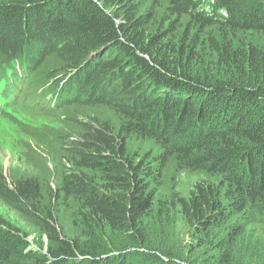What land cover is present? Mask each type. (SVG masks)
I'll return each mask as SVG.
<instances>
[{
	"label": "trees",
	"instance_id": "trees-1",
	"mask_svg": "<svg viewBox=\"0 0 264 264\" xmlns=\"http://www.w3.org/2000/svg\"><path fill=\"white\" fill-rule=\"evenodd\" d=\"M16 106L60 127L20 125L0 264H264V0L4 1L0 117ZM184 175L189 198L159 199Z\"/></svg>",
	"mask_w": 264,
	"mask_h": 264
},
{
	"label": "rangeland",
	"instance_id": "rangeland-1",
	"mask_svg": "<svg viewBox=\"0 0 264 264\" xmlns=\"http://www.w3.org/2000/svg\"><path fill=\"white\" fill-rule=\"evenodd\" d=\"M4 1L7 0H0V5ZM9 112L12 114L9 118L0 117V171H3L7 175L14 172L16 173L17 171L23 174L24 171H31L28 169L26 159L23 156L25 152L24 145L30 143L35 144V140L26 135L20 128V125L30 129L35 128L41 132L51 128H58L60 127V124L57 118L52 115L47 116L36 111L27 110L21 106L9 109ZM201 180L202 178L197 177L196 175H184L176 181L177 183L174 191H171V189L165 191L161 190L159 193V199L168 200L174 196V194H177V196L182 198H189L191 191ZM0 217L6 222L10 221L13 224H16L15 217L10 215L1 204ZM175 220L176 218L166 219V222H163L164 227L162 229H157L159 232H162L163 230L167 231L166 236L170 237V243L168 244L171 245V247H173L174 243L172 239L174 238L168 232H173V227L171 225H174ZM177 226L179 228V224ZM257 226L258 225L254 224L249 228V233L255 238L264 235V231L253 229L257 228ZM180 228H182V225ZM24 232L29 234L31 242H38L43 249H48L49 244L46 239H41V237L35 234L31 229H25ZM66 233L67 235H74L72 228L69 226L66 227ZM184 234L185 235L182 237L185 238L186 241L190 240L187 237L186 232H184Z\"/></svg>",
	"mask_w": 264,
	"mask_h": 264
},
{
	"label": "clouds",
	"instance_id": "clouds-1",
	"mask_svg": "<svg viewBox=\"0 0 264 264\" xmlns=\"http://www.w3.org/2000/svg\"><path fill=\"white\" fill-rule=\"evenodd\" d=\"M212 1H215V0H212ZM209 10V8H207ZM221 13L224 15H227L226 11L225 10H221Z\"/></svg>",
	"mask_w": 264,
	"mask_h": 264
}]
</instances>
